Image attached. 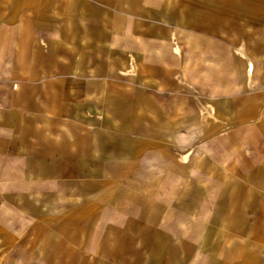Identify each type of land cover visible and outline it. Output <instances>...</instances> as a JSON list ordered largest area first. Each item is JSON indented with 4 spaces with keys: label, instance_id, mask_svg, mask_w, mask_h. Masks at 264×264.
<instances>
[{
    "label": "crops",
    "instance_id": "1",
    "mask_svg": "<svg viewBox=\"0 0 264 264\" xmlns=\"http://www.w3.org/2000/svg\"><path fill=\"white\" fill-rule=\"evenodd\" d=\"M0 264H264V0H0Z\"/></svg>",
    "mask_w": 264,
    "mask_h": 264
}]
</instances>
